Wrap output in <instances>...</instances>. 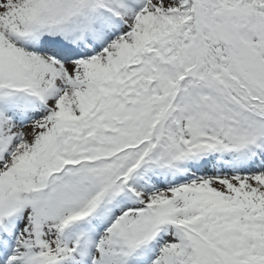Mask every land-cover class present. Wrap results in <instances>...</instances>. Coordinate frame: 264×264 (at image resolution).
<instances>
[{
	"label": "snow or ice",
	"instance_id": "obj_1",
	"mask_svg": "<svg viewBox=\"0 0 264 264\" xmlns=\"http://www.w3.org/2000/svg\"><path fill=\"white\" fill-rule=\"evenodd\" d=\"M0 264H264V0H0Z\"/></svg>",
	"mask_w": 264,
	"mask_h": 264
}]
</instances>
